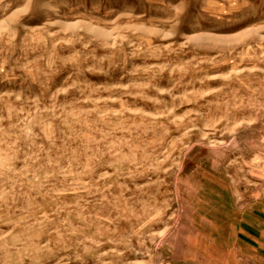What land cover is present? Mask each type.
<instances>
[{
	"label": "rangeland",
	"instance_id": "obj_1",
	"mask_svg": "<svg viewBox=\"0 0 264 264\" xmlns=\"http://www.w3.org/2000/svg\"><path fill=\"white\" fill-rule=\"evenodd\" d=\"M264 202V0H0V264H191Z\"/></svg>",
	"mask_w": 264,
	"mask_h": 264
},
{
	"label": "crops",
	"instance_id": "obj_2",
	"mask_svg": "<svg viewBox=\"0 0 264 264\" xmlns=\"http://www.w3.org/2000/svg\"><path fill=\"white\" fill-rule=\"evenodd\" d=\"M246 211L242 220L214 226L212 241L198 243L191 264H264V202Z\"/></svg>",
	"mask_w": 264,
	"mask_h": 264
}]
</instances>
